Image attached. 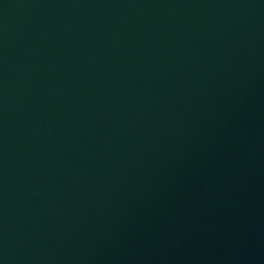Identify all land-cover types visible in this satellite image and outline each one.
Wrapping results in <instances>:
<instances>
[{
  "label": "water",
  "instance_id": "obj_1",
  "mask_svg": "<svg viewBox=\"0 0 264 264\" xmlns=\"http://www.w3.org/2000/svg\"><path fill=\"white\" fill-rule=\"evenodd\" d=\"M0 264H264V0H0Z\"/></svg>",
  "mask_w": 264,
  "mask_h": 264
}]
</instances>
